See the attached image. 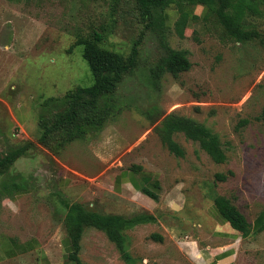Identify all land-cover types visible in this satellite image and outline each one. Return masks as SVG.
I'll use <instances>...</instances> for the list:
<instances>
[{
	"label": "rangeland",
	"instance_id": "rangeland-1",
	"mask_svg": "<svg viewBox=\"0 0 264 264\" xmlns=\"http://www.w3.org/2000/svg\"><path fill=\"white\" fill-rule=\"evenodd\" d=\"M257 8L259 16L247 12L242 20L254 36L238 43L216 12L200 5L192 12L200 19L180 36L176 5L164 19H149L136 0H0V159L28 146L0 174V264H68L63 220L71 204L157 220L123 232L128 262L103 232L85 228L82 264H183L177 243L183 228L198 223L216 196L238 200L239 208L250 200L264 208V3ZM93 32L123 56L135 47V68L105 98L112 118L64 146L59 133L44 143V126L63 110L48 100L92 83L82 48L73 45ZM165 47L187 52L190 69L155 78ZM169 114L216 134L226 162L213 163L182 133L173 141L184 155L172 154L157 132ZM134 166L159 182L157 203L139 191ZM228 172L227 181H215L216 173ZM247 243L241 264H264L258 241Z\"/></svg>",
	"mask_w": 264,
	"mask_h": 264
},
{
	"label": "trees",
	"instance_id": "trees-1",
	"mask_svg": "<svg viewBox=\"0 0 264 264\" xmlns=\"http://www.w3.org/2000/svg\"><path fill=\"white\" fill-rule=\"evenodd\" d=\"M138 8L144 17L165 18L163 11L171 5L178 7L179 18L176 22L178 34L182 36L185 27L200 19L192 15L196 6L206 7L207 13L216 12L221 24L226 28L229 36L236 42H244L254 36L252 32L244 30L242 20L247 12L259 16L261 12L257 8L258 3L264 0H136ZM216 3L218 6L216 8ZM105 38L96 32L87 36L77 37L73 47H81L82 57L87 63L92 77V83L87 87H76L67 92L60 99H49L48 103H60L63 110L57 112L51 126H44L40 141L46 142L55 134L62 135L61 146L77 139L84 138L93 129H97L107 120L112 118L114 106L110 105L105 98L111 95L124 75L135 68L137 63V50L133 47L127 56L108 50L105 47ZM191 67L187 58V52L175 51L165 47V56L160 60L152 75L160 78L164 74H170L177 78L179 74L187 72ZM264 120V109L260 116ZM246 122H242L245 124ZM157 132L162 143L168 150L178 157H183L184 152L173 141V136L182 133L187 140L199 145V148L215 164L226 162L225 151L222 148L219 137L205 126L185 117L169 114L161 120ZM28 146H24L11 154L0 159V174L5 173L19 158ZM130 173L140 175L143 186L140 188L142 195L158 202L161 187L158 181L142 172V168L134 166ZM227 174L216 173L215 181L225 182ZM23 190V189H22ZM16 191V189H15ZM21 191L17 188V191ZM213 206L220 218L227 222L232 229L245 232L246 219L233 204V201L224 196H216ZM64 226L66 228L68 248L66 260L68 264H82L78 258L80 252V240L85 228H93L103 232L109 241L118 248L122 257L128 262L126 252V236L124 231L133 229L139 225L155 224L156 218L150 214H142L130 219L120 216L102 215L88 211L81 204H71L65 207ZM264 226V225H263ZM261 226L257 231L262 229ZM152 239L162 241L161 236L152 235Z\"/></svg>",
	"mask_w": 264,
	"mask_h": 264
},
{
	"label": "crops",
	"instance_id": "crops-1",
	"mask_svg": "<svg viewBox=\"0 0 264 264\" xmlns=\"http://www.w3.org/2000/svg\"><path fill=\"white\" fill-rule=\"evenodd\" d=\"M129 182L132 184L131 180ZM247 203L243 208H239L238 200L233 202L246 219L245 232L232 229L220 218L214 206H211L204 216L201 212L198 213L201 215L197 218L198 223L185 226V236L177 241L183 264H241L240 256L247 249L244 247L249 246L250 243L247 242L251 237L258 241V248L264 249V208H261L263 205L254 200ZM261 226L262 229L256 232Z\"/></svg>",
	"mask_w": 264,
	"mask_h": 264
}]
</instances>
